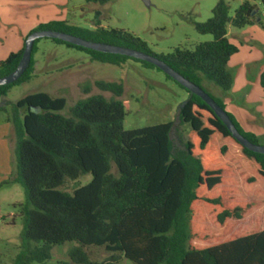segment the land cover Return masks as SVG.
Listing matches in <instances>:
<instances>
[{
    "label": "trees",
    "instance_id": "obj_1",
    "mask_svg": "<svg viewBox=\"0 0 264 264\" xmlns=\"http://www.w3.org/2000/svg\"><path fill=\"white\" fill-rule=\"evenodd\" d=\"M254 11L255 5L244 0L230 16L227 0H217L211 16L195 23L199 33H209L213 39L194 49L176 47L168 54H155L131 32L104 29L98 21L88 29L50 20L29 32L55 29L138 49L164 60L200 87L205 78L228 91L233 76L227 64L238 48L228 39L227 26L253 24ZM50 39L102 63L121 65L132 59L157 68L125 55ZM37 41L29 66L14 82L0 85V97L31 78ZM23 44L0 60V76L16 67ZM94 85L112 95L78 99L67 115L60 112L66 99L45 92L27 94L13 105V181L25 194L19 205L24 215L23 250L16 264L43 263L54 245L67 241L76 244L62 264H117L121 257L134 264H264V226L257 217L264 205V154L241 145L200 97L179 84L188 98L180 104L178 117L190 127L182 148L173 146L172 122L123 129L127 104L118 98L122 83L95 80ZM259 85L264 91V70ZM89 89V84L83 86L84 92ZM211 97L225 109L222 98ZM226 112L241 134L259 143ZM86 173L91 174L88 183L72 192L60 189L67 180ZM85 246L103 247L109 255L91 260Z\"/></svg>",
    "mask_w": 264,
    "mask_h": 264
},
{
    "label": "rangeland",
    "instance_id": "obj_2",
    "mask_svg": "<svg viewBox=\"0 0 264 264\" xmlns=\"http://www.w3.org/2000/svg\"><path fill=\"white\" fill-rule=\"evenodd\" d=\"M40 1L0 0V60L14 50L16 38L25 32L27 26L47 18L64 19L68 24L88 29H94L96 21L104 29H123L143 40L155 54H168L176 47L194 49L197 44L213 39L209 33H199L195 23L204 22L211 16L217 0H148L149 5L143 0H109L102 4L86 0ZM243 1L227 0L230 16ZM250 2L255 5L254 16L259 20L241 28L228 25L227 37L240 49L232 57L250 61L252 67L264 64V5L259 0ZM7 7H12L11 13ZM36 46L31 78L12 86L5 96L0 97V264H16L17 256L23 250L24 215L20 213L19 205L24 203L25 194L22 186L13 181L16 140L9 128L13 105L18 99L35 92L63 96L66 103L60 112L67 115L78 99L97 93L106 98L112 95L95 87V80L115 81L122 83L123 92L118 98L127 104L123 129L172 122L170 137L174 148H182L190 129L178 117V108L188 98V93L161 70L132 59L121 65L95 61L85 52L50 38H39ZM232 65L231 62L230 67ZM201 83L209 95L224 100L226 91L205 78ZM85 84L90 86L87 93L83 91ZM252 96L256 98L254 91ZM239 106L250 113L254 109V105L246 102ZM258 142L264 145V140ZM90 180L91 174L86 173L75 180H67L60 189L72 192L76 186ZM257 217L264 226V205ZM248 218L246 215L244 219ZM226 228L231 227L227 225ZM75 244V241H67L54 245L49 259L34 264H62V261L69 260L67 251ZM84 249L94 261H101L109 255L103 247L85 246ZM117 264L134 263L121 257Z\"/></svg>",
    "mask_w": 264,
    "mask_h": 264
},
{
    "label": "water",
    "instance_id": "obj_3",
    "mask_svg": "<svg viewBox=\"0 0 264 264\" xmlns=\"http://www.w3.org/2000/svg\"><path fill=\"white\" fill-rule=\"evenodd\" d=\"M143 1L146 5H149L148 0ZM39 38H55L84 48L106 53L121 54L133 59H138L153 64L162 72H164L167 76L173 79L176 83L187 89L190 94H194L200 97L214 111L217 117L227 127L231 135L241 145L251 151L264 154V145L260 143H254L247 139L243 134H241L232 122L226 110L219 106V104L202 87L183 76L180 72L175 70L173 67H171L159 57L138 49L116 44L93 41L55 29H35L26 35L23 44V51L16 67L10 73L0 76V85L12 83L24 73V71L29 66L31 60L34 42Z\"/></svg>",
    "mask_w": 264,
    "mask_h": 264
},
{
    "label": "crops",
    "instance_id": "obj_4",
    "mask_svg": "<svg viewBox=\"0 0 264 264\" xmlns=\"http://www.w3.org/2000/svg\"><path fill=\"white\" fill-rule=\"evenodd\" d=\"M40 2L43 1L41 0ZM7 11L11 13L12 7H7ZM50 20L60 19L47 18L42 21L34 22L33 24L27 26L26 30H24L25 32H22L20 36L16 38L14 46L15 48L12 51H17L21 48L23 44V37L28 34L33 27H36L40 23H45ZM256 21L258 20L256 19ZM239 50L240 49L238 48L235 54H238ZM232 56L233 55L230 56L228 61V69L232 73L233 82L231 88L226 91V95H224L223 102L225 104V109L235 117L236 121L239 123L243 130L255 134L258 137V140H264V91L259 85V74L262 70H264V64L251 67L250 61L245 62L243 58H233ZM231 62L233 63V67H230ZM252 91L255 92L256 98L252 96ZM242 102L252 104V106L254 105L253 111L251 113L244 111L239 106L240 104H242ZM9 128L10 132H13L12 123H10Z\"/></svg>",
    "mask_w": 264,
    "mask_h": 264
}]
</instances>
